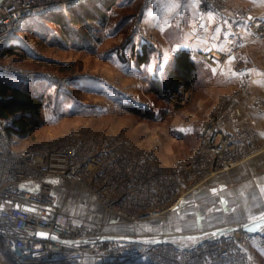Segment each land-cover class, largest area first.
Masks as SVG:
<instances>
[{"label": "built area", "instance_id": "built-area-1", "mask_svg": "<svg viewBox=\"0 0 264 264\" xmlns=\"http://www.w3.org/2000/svg\"><path fill=\"white\" fill-rule=\"evenodd\" d=\"M85 1L1 0L0 76L26 82L39 79L41 74L36 71L2 61L6 49L30 17L67 12ZM222 1L204 0L203 4L218 10ZM248 28L251 39H264V16L252 18ZM239 57L238 85L204 122L201 146L173 164L163 162L157 144L142 146L123 133L94 126H80L19 147L9 131L13 117L0 115V239L11 261L118 264L145 258L148 264H251L248 252L254 245L264 247V223L255 231L239 228L230 234L209 229L208 236L183 244L164 233L115 234L77 219L58 203L59 191L70 192L67 182L91 192L89 200L96 199L114 217L146 220L165 214L212 175L233 168L263 148L256 146L258 142L247 143L245 134L229 128L239 98L253 91L252 60L244 53ZM47 78L61 79L58 75ZM254 103L264 111L261 99ZM39 231L49 235L40 236Z\"/></svg>", "mask_w": 264, "mask_h": 264}, {"label": "crops", "instance_id": "crops-1", "mask_svg": "<svg viewBox=\"0 0 264 264\" xmlns=\"http://www.w3.org/2000/svg\"><path fill=\"white\" fill-rule=\"evenodd\" d=\"M203 1L153 0L143 11L138 30L147 37V40L140 37L138 49L145 42L152 46L149 60L142 64L135 63L126 47L122 52L110 51L107 58L114 56L113 61L117 62L123 77L141 80L149 74H164L173 55L187 49L194 56L207 59L212 71L211 82L217 83V87L225 92V89L237 85L234 61L245 50L252 59L250 73L253 91L233 112L229 128L235 133L244 134L245 127L249 125L258 141L263 143L264 111L254 102L261 99L264 103V39H251L248 24L252 18L264 16V0H226L218 10L205 8ZM173 4L180 7L174 8ZM30 24L32 21H28L18 32L14 44L6 49L2 57L22 51L27 41L23 33L28 31ZM120 53L122 58L119 57ZM145 66H149L151 71H145ZM79 80L82 85L84 81ZM65 185L70 192L66 199L64 195L60 198L59 204L75 213L77 219L100 225L115 234L158 236L164 233L177 243L188 244L208 236L209 229L230 234L239 228L259 225L258 229L264 223L261 220L264 213V148L233 168L215 173L165 214L138 222H129L104 212L94 198L93 205H99L100 215L83 212L84 206L78 202V192L72 191L79 186L67 182ZM248 254L251 264H261L264 247L254 245Z\"/></svg>", "mask_w": 264, "mask_h": 264}, {"label": "rangeland", "instance_id": "rangeland-1", "mask_svg": "<svg viewBox=\"0 0 264 264\" xmlns=\"http://www.w3.org/2000/svg\"><path fill=\"white\" fill-rule=\"evenodd\" d=\"M152 1L121 0V4L115 5L113 9L116 12L113 20L117 21L119 17L131 14L128 34L108 35L106 32L104 41L96 42L94 49H79L71 45L62 47L54 41L58 28L50 23L45 15L35 19L29 18L28 21H32V24L28 31L26 30L27 33H23L27 41L22 51H14L1 58L2 61L41 74L38 76L39 79H31L29 82L18 81L39 84V93L44 99L42 125L27 137L13 135L19 147L36 139L71 131L80 126L92 128L94 126L104 128L111 133H123L135 143L146 147L157 144L158 153L165 164H173L185 159L201 146L204 139L202 133L204 122L210 113L215 112L216 106L223 97L236 89L238 82L235 88L225 89L223 92L217 87V83L211 82L212 71L209 62L202 58L205 64L204 73L199 76L200 82L193 87L192 92L183 94L182 101L178 102L177 97L163 98L150 90L149 83L155 76L149 74L141 80L123 77L117 62L113 61L114 56L107 58V53L110 51L122 52L126 47L130 58L137 63L133 49L140 51L141 48L138 49L140 37L142 40L147 38L138 30L141 27L143 11ZM225 3L226 0L220 2L222 6ZM240 53L248 54L245 50ZM239 59L238 55L234 61L237 74ZM67 67H71L72 70H62ZM166 71L160 76H164ZM49 75H58L61 79L53 81L47 78ZM80 78L84 81L82 85L79 84ZM249 96L240 97L238 107ZM179 103L181 107L177 106ZM130 105L144 107L153 115H139L129 108ZM245 128L246 142L254 145L258 142L260 145L256 146L263 147L264 142L258 141L252 128L249 125ZM77 189H80L78 193L80 206L87 205L83 212L92 216L93 213L100 215L99 205H93L89 200L91 192L80 187ZM77 189L72 191L76 192ZM68 193L67 190L59 191V200L63 195L66 199ZM5 252L6 247L0 239V253ZM257 261L259 263V259ZM260 261L264 264L263 259L260 258ZM118 264H148V261L145 258L129 259Z\"/></svg>", "mask_w": 264, "mask_h": 264}, {"label": "trees", "instance_id": "trees-1", "mask_svg": "<svg viewBox=\"0 0 264 264\" xmlns=\"http://www.w3.org/2000/svg\"><path fill=\"white\" fill-rule=\"evenodd\" d=\"M120 4L121 0H87L67 12H50L44 15L58 28L57 37L54 38L58 45L94 49L96 42L104 41L106 32L108 35L128 34L131 14L119 17L117 21L113 20L116 15L113 9ZM133 50L137 64L146 61L153 51L147 42L142 43L140 51H135V48ZM204 64L202 58H196L190 50L183 49L173 55L164 76L151 79L149 88L160 97H177L178 102H181L183 94L192 92L193 87L200 82L199 76ZM68 69L72 70L71 67L62 70ZM39 89V84L22 83L0 76V115L13 117V126L9 130L12 135L27 137L42 125L44 99ZM177 106L182 105L179 103ZM129 108L142 116L153 115L144 107L130 105ZM0 261L3 264H14L7 249L5 253H0Z\"/></svg>", "mask_w": 264, "mask_h": 264}, {"label": "snow or ice", "instance_id": "snow-or-ice-1", "mask_svg": "<svg viewBox=\"0 0 264 264\" xmlns=\"http://www.w3.org/2000/svg\"><path fill=\"white\" fill-rule=\"evenodd\" d=\"M173 7L174 8H179L180 5L179 4H173ZM222 50L223 49H221V51ZM231 59H235V57H232ZM157 70H159V67H157ZM145 71H151V68L149 66H145ZM213 72H215V69H213ZM261 220L264 221V213L261 214ZM257 227H259V225L255 226V227H250V228H248V230L249 231H255Z\"/></svg>", "mask_w": 264, "mask_h": 264}, {"label": "water", "instance_id": "water-1", "mask_svg": "<svg viewBox=\"0 0 264 264\" xmlns=\"http://www.w3.org/2000/svg\"><path fill=\"white\" fill-rule=\"evenodd\" d=\"M0 1H1V0H0ZM37 234L40 235V236H43V237H46V236L49 235L48 233H46V232H41V231L37 232ZM51 237L54 238V239H57V236H55V235H51Z\"/></svg>", "mask_w": 264, "mask_h": 264}, {"label": "bare ground", "instance_id": "bare-ground-1", "mask_svg": "<svg viewBox=\"0 0 264 264\" xmlns=\"http://www.w3.org/2000/svg\"><path fill=\"white\" fill-rule=\"evenodd\" d=\"M156 217V216H155ZM150 219V218H149ZM147 220V219H146Z\"/></svg>", "mask_w": 264, "mask_h": 264}]
</instances>
